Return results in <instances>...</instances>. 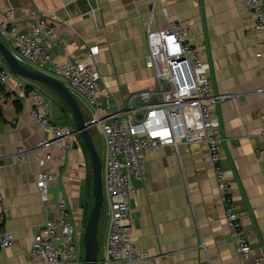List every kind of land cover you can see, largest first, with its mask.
<instances>
[{"label":"crops","instance_id":"1","mask_svg":"<svg viewBox=\"0 0 264 264\" xmlns=\"http://www.w3.org/2000/svg\"><path fill=\"white\" fill-rule=\"evenodd\" d=\"M9 9L15 12L9 29L15 27L19 33H29L40 18L57 25L58 44L45 43L55 63L89 61L91 48H97L94 68L100 75V96L112 95V111L125 108L131 94L156 85L155 71L147 64V27L163 29L172 21L184 25L187 40L208 54L215 90L223 96L216 108L222 137L220 165L231 186V204L252 241L251 256L243 259L237 252L207 145L181 140L177 147L149 152L145 177L135 182L131 235L137 249L148 254L136 264H255V258L264 255V159L259 154L264 146V37L248 6L240 0H1L0 20ZM0 39L14 50L13 36ZM30 68L52 72L48 64ZM16 83L13 78L3 89L12 91ZM43 86L54 93L55 120L75 126L64 100ZM76 98L92 120L86 102ZM30 105L29 100L0 109L3 227L15 239L0 250V264H48L29 254L45 220L36 184L40 171L54 175L51 203L62 198L68 203L84 261V232L94 202L89 151L77 134L69 152L62 157L54 148L55 158L44 166L13 157L20 146L33 148L48 137L31 120ZM185 117L188 132H196L199 110L187 106ZM91 135L99 154V142L105 153L102 131L92 128ZM107 224L108 220L106 229Z\"/></svg>","mask_w":264,"mask_h":264},{"label":"built area","instance_id":"2","mask_svg":"<svg viewBox=\"0 0 264 264\" xmlns=\"http://www.w3.org/2000/svg\"><path fill=\"white\" fill-rule=\"evenodd\" d=\"M1 1V0H0ZM250 9L258 30L264 37V0H240ZM15 12L9 9L5 20H0V38H14L13 53L30 67H51V76L62 82L75 97L90 108L94 126L104 136L103 182L108 224L102 248V264H136L148 256L140 252L131 235V197L135 182L145 177L146 155L163 146L177 147L181 140L207 145L218 182V190L225 207V220L233 232L236 249L243 259L251 256L252 241L245 232L240 213L231 204V186L220 165L222 157L219 124L216 108L222 95L215 90L212 62L204 51L187 40L181 22L172 21L167 28L147 27L149 47L147 64L155 71L156 85L129 96L126 106L111 110L112 95L100 96V75L94 68L99 50H90L89 61L55 63L45 43L58 44L57 25L40 18L29 33H19L15 27ZM0 109L10 104H25L30 100L31 120L48 133L33 148L20 146L13 157L21 162L35 160L40 166L55 158L52 150L58 148L63 157L69 152L76 127L58 123L54 116L53 97L36 83L15 74L0 61ZM16 78V88L5 91V86ZM187 106L199 110L196 132L187 130ZM264 136V111L261 113ZM16 123V121H13ZM264 159V146L259 149ZM54 179L50 172L40 171L37 188L43 205L45 220L35 234L29 254L33 259L48 264H84L81 249L76 242L77 228L72 220L67 201L57 204L49 199V186ZM0 193V250L12 246L13 234L3 227L5 212ZM255 264H264V255L255 258Z\"/></svg>","mask_w":264,"mask_h":264},{"label":"water","instance_id":"3","mask_svg":"<svg viewBox=\"0 0 264 264\" xmlns=\"http://www.w3.org/2000/svg\"><path fill=\"white\" fill-rule=\"evenodd\" d=\"M0 54L8 67L17 75L34 83L43 84L51 88L66 103L71 112L76 132L80 135L87 147L93 167V197L94 202L89 213L84 232V264H98L100 253L99 223L105 204L103 161L91 135L94 122L89 121L74 94L55 77L28 67L21 63L13 51L0 39Z\"/></svg>","mask_w":264,"mask_h":264},{"label":"rangeland","instance_id":"4","mask_svg":"<svg viewBox=\"0 0 264 264\" xmlns=\"http://www.w3.org/2000/svg\"><path fill=\"white\" fill-rule=\"evenodd\" d=\"M1 57V55H0ZM2 58V57H1ZM39 86L48 94H50L52 97H55L54 96V93L52 91H50L49 89H47L46 87H44L43 85H40ZM57 98V96H56ZM56 100V105L57 107L59 108L60 107V104H59V99L57 98ZM64 122V121H63ZM67 123V122H65ZM95 128V127H94ZM100 129V128H99ZM95 131V130H94ZM99 138H97L98 142L100 141L101 139V136L98 135ZM102 140V139H101ZM99 149L101 151V158L103 159V155H104V152H103V149L101 150V142H99ZM108 220V209H107V206L106 204H104V207H103V212H102V215H101V219H100V224H99V240H100V253H99V257H98V264H102V257H103V251H102V242H103V239H104V234H105V229H106V222Z\"/></svg>","mask_w":264,"mask_h":264},{"label":"trees","instance_id":"5","mask_svg":"<svg viewBox=\"0 0 264 264\" xmlns=\"http://www.w3.org/2000/svg\"><path fill=\"white\" fill-rule=\"evenodd\" d=\"M0 70H1V66H0Z\"/></svg>","mask_w":264,"mask_h":264}]
</instances>
